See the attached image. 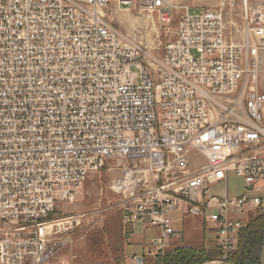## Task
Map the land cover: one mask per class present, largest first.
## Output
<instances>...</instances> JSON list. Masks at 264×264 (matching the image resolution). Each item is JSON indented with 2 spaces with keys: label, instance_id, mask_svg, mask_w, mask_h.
Masks as SVG:
<instances>
[{
  "label": "built area",
  "instance_id": "2783aa9c",
  "mask_svg": "<svg viewBox=\"0 0 264 264\" xmlns=\"http://www.w3.org/2000/svg\"><path fill=\"white\" fill-rule=\"evenodd\" d=\"M112 1L0 0V264H56L85 216L52 217L56 203L107 163L123 242L156 231L133 264L161 259L187 219L226 257L264 213V2L242 0L238 21L234 0L196 14L115 0L163 24L180 11L146 63L108 22ZM229 170L243 192L214 193Z\"/></svg>",
  "mask_w": 264,
  "mask_h": 264
},
{
  "label": "rangeland",
  "instance_id": "374dc122",
  "mask_svg": "<svg viewBox=\"0 0 264 264\" xmlns=\"http://www.w3.org/2000/svg\"><path fill=\"white\" fill-rule=\"evenodd\" d=\"M221 1L177 0L175 6L178 9L181 6H186L189 8V13L196 14L202 9L218 6ZM247 1L251 3L264 2V0ZM241 5L242 0H234V5L231 8L233 17L238 21ZM179 12V10L174 12L169 24H163L155 12L140 8L137 4L118 5L114 0L105 8L108 22L120 37L141 50V60L146 63L158 60L165 44L174 39ZM191 53L195 54L194 51ZM109 166L111 163L105 164L98 172L90 173L72 203L65 201L56 203L52 217L64 218L72 214H85L80 219L78 226L67 233L69 241L57 256L56 264L61 261L69 264H125V258L120 256L117 251L122 247L119 214L110 208L115 201V196L109 186L111 181L118 176L119 171L117 168L110 170ZM221 190H224L228 197L241 194L244 190L242 179L237 177L233 171H227L225 183L216 186L213 192L217 193ZM260 214L264 213H249L245 223ZM181 239L182 237L179 240L181 241ZM192 244H194L193 247L203 248L204 256L207 258L205 262H228L227 259L231 255L227 254L224 257L215 248L213 236L208 233H203L201 242H192ZM159 261L161 259H156L150 264H156Z\"/></svg>",
  "mask_w": 264,
  "mask_h": 264
},
{
  "label": "trees",
  "instance_id": "16d2710c",
  "mask_svg": "<svg viewBox=\"0 0 264 264\" xmlns=\"http://www.w3.org/2000/svg\"><path fill=\"white\" fill-rule=\"evenodd\" d=\"M264 242V214L251 219L238 234L236 250L227 261L232 264H260V250ZM207 261L203 248L188 245L167 250L156 264H202Z\"/></svg>",
  "mask_w": 264,
  "mask_h": 264
},
{
  "label": "crops",
  "instance_id": "0c3cea01",
  "mask_svg": "<svg viewBox=\"0 0 264 264\" xmlns=\"http://www.w3.org/2000/svg\"><path fill=\"white\" fill-rule=\"evenodd\" d=\"M181 231V241H177L174 246H182L188 245L192 246V242H201L203 240V232L201 228V220L195 219L190 220L187 219L179 228ZM156 234V231L153 229H147L146 231H142L139 227L135 230L133 235L127 239V242L124 243L122 240V247H120L117 251L122 255L125 264H132L129 257L134 254H140L143 251L144 243L146 239L150 236ZM120 238V237H119ZM121 240V239H120ZM63 257V256H62ZM151 259L145 258V264H150Z\"/></svg>",
  "mask_w": 264,
  "mask_h": 264
},
{
  "label": "water",
  "instance_id": "95a60500",
  "mask_svg": "<svg viewBox=\"0 0 264 264\" xmlns=\"http://www.w3.org/2000/svg\"><path fill=\"white\" fill-rule=\"evenodd\" d=\"M202 264H232L223 261H215V262H205ZM260 264H264V242L262 243L261 250H260Z\"/></svg>",
  "mask_w": 264,
  "mask_h": 264
}]
</instances>
